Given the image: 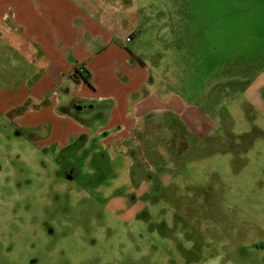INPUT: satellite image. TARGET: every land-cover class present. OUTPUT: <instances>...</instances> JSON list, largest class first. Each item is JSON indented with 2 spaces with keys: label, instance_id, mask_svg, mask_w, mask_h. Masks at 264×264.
<instances>
[{
  "label": "rangeland",
  "instance_id": "1",
  "mask_svg": "<svg viewBox=\"0 0 264 264\" xmlns=\"http://www.w3.org/2000/svg\"><path fill=\"white\" fill-rule=\"evenodd\" d=\"M147 2L139 12H146L152 25L142 30L153 35L155 72L166 76L167 88L159 97L181 107L194 104V98L199 105L198 96L199 107L220 120L211 136L202 138L197 155L187 150L194 138L177 111L153 112L166 117L168 131L162 133L167 153L147 155L144 166L154 170L163 157L166 166L176 168L177 154L170 151L177 150L181 134L187 141L180 150L187 151L189 179L171 176L154 189L148 203L134 201L137 182L132 190L127 186L107 197L97 185L107 181L112 159L98 163L99 178L92 175L93 161L78 160L77 177L71 180L52 155L35 147L25 132H14L0 116V264H264V138H252L259 117L242 102L240 89L224 85L252 75L264 62V0ZM224 38L237 41L228 53L220 45ZM216 40L219 52L213 50ZM3 56L0 90L18 78ZM214 83L220 89L212 94ZM238 92L239 101L233 95ZM232 101L238 106H231ZM227 111L233 121L226 119ZM231 125L234 134H248L234 139L226 153V128ZM251 142L259 146L258 154L240 149ZM112 208L126 209L131 217L140 212L131 220L119 218Z\"/></svg>",
  "mask_w": 264,
  "mask_h": 264
},
{
  "label": "crops",
  "instance_id": "2",
  "mask_svg": "<svg viewBox=\"0 0 264 264\" xmlns=\"http://www.w3.org/2000/svg\"><path fill=\"white\" fill-rule=\"evenodd\" d=\"M147 3V0H0V53L7 59L6 68L18 73L17 79L13 77L14 81L3 84L0 90V116L14 132H25L35 147L52 155L71 180L77 177L78 160L93 161L96 167L92 175L99 178L98 163L105 157L112 159L107 181L97 185L101 194L111 197V192L120 194L137 182L134 201L146 199L148 203L152 202L154 189L163 187L171 176L176 175L180 181L189 179L184 158L187 151L180 150L187 141L181 134L177 150L170 151L177 154L176 168L166 166L163 157L154 170L144 166L147 155L159 157L167 153L162 133L168 131L164 125L166 117H155L153 112L160 115L163 110L177 111L179 122L194 138L187 150L197 155L202 152V138H209L220 120L208 113L205 106L199 107L198 96L199 105L194 98V104L181 107L172 99L162 101L159 97L167 88L166 76L155 72L153 35L142 30L152 25L148 14L139 12ZM234 42L237 41L233 38L220 40L224 53L230 51ZM218 45L216 40L214 52ZM240 53H244L243 45ZM257 66L250 72L252 75L241 81L224 82L227 89H240L242 102L257 112L253 140L264 138V62ZM77 67L84 68L87 80L74 75ZM201 74L202 71L199 79ZM218 84L214 83L212 94L220 89ZM233 95L240 100L239 92ZM234 105L238 106L232 101L231 106ZM229 112L226 119L233 121ZM240 113L245 115L242 109ZM232 128L233 125L230 130L226 128L230 135H226V153L235 145L234 139L248 134L245 130L236 135ZM251 143L240 145V149L258 154L259 146ZM208 148L217 150L213 146ZM70 154L73 158L68 157ZM136 162L139 165L132 174ZM146 170L149 174L145 175ZM115 209L119 218L128 216L131 220L140 212L131 217L126 209Z\"/></svg>",
  "mask_w": 264,
  "mask_h": 264
},
{
  "label": "built area",
  "instance_id": "3",
  "mask_svg": "<svg viewBox=\"0 0 264 264\" xmlns=\"http://www.w3.org/2000/svg\"><path fill=\"white\" fill-rule=\"evenodd\" d=\"M86 74L87 73L85 72L83 67H77V69L75 70V73H74V75L80 76V77H83V78L86 76Z\"/></svg>",
  "mask_w": 264,
  "mask_h": 264
},
{
  "label": "trees",
  "instance_id": "4",
  "mask_svg": "<svg viewBox=\"0 0 264 264\" xmlns=\"http://www.w3.org/2000/svg\"><path fill=\"white\" fill-rule=\"evenodd\" d=\"M87 76H88V75L86 74V76L84 77V78H85V80H87Z\"/></svg>",
  "mask_w": 264,
  "mask_h": 264
}]
</instances>
